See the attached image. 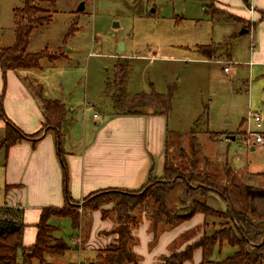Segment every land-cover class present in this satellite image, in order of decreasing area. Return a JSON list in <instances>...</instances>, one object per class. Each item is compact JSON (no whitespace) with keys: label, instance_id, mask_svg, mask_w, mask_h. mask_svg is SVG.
<instances>
[{"label":"rangeland","instance_id":"1","mask_svg":"<svg viewBox=\"0 0 264 264\" xmlns=\"http://www.w3.org/2000/svg\"><path fill=\"white\" fill-rule=\"evenodd\" d=\"M81 5L83 10H79ZM22 6L23 0H0V48L14 45L16 18L13 11ZM209 6L212 4L207 0H56L49 8L50 22L30 33L25 51L26 54L44 51L55 57L52 62L42 59L40 67L26 71V75L22 72L30 91L34 92L40 86L42 100L59 101L64 105L72 119L66 118L63 122L66 128L79 126L83 118L90 122L88 126H92L102 116L116 115L112 103L113 95L118 91L112 84L106 90V85L114 80V72L122 67L128 70L126 98L140 93L166 95L171 92V110L165 118L168 130L176 134L168 138L165 154L167 164L177 171L170 180L179 186L185 183L189 191L199 188L203 195L194 194L195 201L191 204L186 198L182 199L184 205L178 210L188 214V220L173 227L153 223L149 219L151 210L144 204L128 213L137 224L135 228L129 225L136 239L133 251L135 247L143 246L148 237L146 249H155V264H162L163 257L181 252L219 229L224 233L229 230L231 225L226 215L219 214L223 207L215 202L217 195L215 198L211 195L218 192L214 182L225 181L224 174L228 173L229 185L241 202L244 196H250L252 189L264 193V176L258 175L264 174V146L260 148L253 144L252 135L260 134L264 145V67L248 63L249 46L255 43L251 40L253 31L239 37L241 29L237 30L235 36L239 38L227 41L237 25L230 24L233 21L226 12L223 13L228 22L211 16ZM212 7L222 12L216 6ZM206 45L208 47L200 49ZM229 48L233 58L229 73H225L223 68L229 61L224 60V55ZM203 50H211L213 58H203L199 54H203ZM121 98L120 101L125 102ZM151 110L154 109H144L148 114ZM253 115L261 118L259 127L253 121ZM192 128L193 135L189 133ZM78 130L76 127L77 133ZM205 132H213L218 146L201 134ZM231 136L235 137L232 141ZM224 139L230 142L226 144ZM67 140L63 137L61 141L63 149H66L64 142ZM196 147L207 158L194 154L199 162L194 169L186 160L181 162L179 157L185 155L190 161L192 149ZM171 159L180 162L173 166ZM3 164L4 152L0 150V180ZM161 180L163 176L151 178L132 192L144 193L148 183L157 186L153 189L158 188L157 181ZM2 192L0 190V206L3 205ZM95 193L92 194L99 196ZM110 200L93 199L88 195L85 200L69 203L66 209L71 211L72 218H76L77 226L70 219L51 218L49 224L54 230L51 239L61 240L69 250L63 256L44 255V263L88 264L92 252L95 254L114 245L118 225L114 203ZM191 205L196 210L205 206L211 210L207 215L193 214ZM22 212L24 218V210ZM95 213L109 223L107 229L99 230L95 236L99 241L108 239V244L102 243V248L94 240ZM151 225L156 227L155 232ZM25 228L36 227L27 224ZM144 229L147 235L142 233ZM235 251L236 248L225 242L221 246L215 244L212 254L202 262L201 251L196 249L192 260L184 264H222ZM138 256L140 262L142 256ZM19 259L18 263L21 257ZM33 264L38 263L34 260Z\"/></svg>","mask_w":264,"mask_h":264},{"label":"crops","instance_id":"2","mask_svg":"<svg viewBox=\"0 0 264 264\" xmlns=\"http://www.w3.org/2000/svg\"><path fill=\"white\" fill-rule=\"evenodd\" d=\"M213 5L222 10V12L217 10V17L228 22V18L224 17L223 13L226 12V16L228 15L234 22L230 24L238 26L235 27L233 34H229L227 41H236L253 31L251 40L255 43L249 46L248 63L250 61L253 66L264 67V0H249L248 6H245L242 0H213ZM240 29L246 32L242 35L238 34L239 37L235 36V32ZM195 49H198V46ZM226 52L224 60L232 62L231 49ZM202 53L207 54L199 53L207 59L210 50ZM218 62L221 63V60ZM28 70L31 69L6 72L5 84L0 70V95L3 96L0 145L5 138L6 120L13 123L25 135L40 134L31 141L16 143L7 151L0 146V150L4 152L0 180L3 205L0 207L24 210L23 220L26 227L27 224L36 227L41 209L64 206L66 191L72 200L79 201L98 191L112 189L133 191L144 185L150 174L153 177L163 175L165 142L170 133L176 134L168 130L164 115L119 116L113 113L108 117L102 116L99 121L93 122L92 126H88L90 122L83 118L79 126H76L79 127L78 133L75 131L76 127L66 128L62 124L58 134L61 141L63 137L68 140L64 142L66 149H63L62 142V158H60L57 154L59 135L56 136L51 130L44 128L45 121L38 100L34 99L32 91L26 84L25 75ZM66 118L72 121L69 113ZM192 130L193 128L189 133ZM211 133L213 132L201 134L210 138ZM231 137L230 141L235 139L234 136ZM227 141V139L223 140L226 144L230 142ZM212 144L218 146V141ZM257 146L262 148L264 145ZM199 150L200 148L196 147L197 155L200 158H207ZM221 156L224 154L221 153ZM93 219H95L94 240L100 247L102 243L108 244V239L100 240V243L95 236L99 230L107 229L109 223L99 219L96 213ZM142 233L146 234V229ZM35 239L36 228H25L24 246L34 244ZM148 244L149 238L146 237L144 245L134 249L136 254L142 256L139 264H155L157 261L155 249L152 251L146 249ZM93 253L88 264H93L95 257Z\"/></svg>","mask_w":264,"mask_h":264},{"label":"trees","instance_id":"3","mask_svg":"<svg viewBox=\"0 0 264 264\" xmlns=\"http://www.w3.org/2000/svg\"><path fill=\"white\" fill-rule=\"evenodd\" d=\"M56 0H23V6L19 9H14L13 13L16 18L15 24V43L8 48H0V70L3 82L5 84L6 72L18 71L27 69H36L40 67L42 59L47 58L48 61H54V56H48L46 52L38 54H26V47L30 33L38 27L47 25L51 20L49 8L55 4ZM213 6V0H207ZM245 6L249 5V0H242ZM208 8L211 16L217 17V10L213 7ZM70 32V31H69ZM208 46H200V49H205ZM206 52V50H203ZM205 54V53H204ZM208 59L213 58L212 51L210 50ZM128 70L121 68L120 71L114 72V80L106 85V90H109V86L112 84L118 93L113 95V106L117 111L116 115L119 116H143L148 113L144 111L146 107H151L152 115H164L167 116L171 110V92L166 95L149 93V94H135L130 98L125 97V85L127 81ZM37 90L32 92L33 96L38 100L40 109L45 121L44 128L51 130L56 136L59 135L58 131L60 126L65 121L67 111L64 105L59 101L42 100L40 86H37ZM36 89V88H34ZM120 91V92H119ZM121 100L125 99L122 103ZM2 98L0 95V116H2ZM120 108V109H119ZM118 109V110H117ZM194 130V129H193ZM192 130V131H193ZM191 134L193 135L192 132ZM174 134H169L165 142V148L167 146L168 138ZM40 136L36 133L33 135L23 134L13 123L6 120L5 126V138L1 143V148L7 151L9 147L22 141H31ZM212 141L217 142V139L213 134H209ZM57 154L62 158V145L59 135L57 142ZM198 154L196 149L193 148L192 158L189 161L187 157L181 156L179 160L183 162L186 160L189 166H193L194 169L199 165V162L195 159V155ZM173 166L174 163L180 162L171 159ZM168 157L163 169V180L157 181L156 185L150 186L142 193H134L126 190H105L94 192L93 199L97 198H109L114 203V213L116 214V222L118 228L115 230V234L118 235L114 245H109L103 250H99L95 253L93 264H139L140 257L134 253L133 248L136 244V239L132 236V228L137 226L135 220L130 218L128 213L133 212L138 206L144 204L150 212L149 219L153 223H163L169 227L181 224L188 220V214L179 212V208L182 209L183 203L181 201L186 198V202L193 203L194 194L203 195L200 193L201 189L190 190L185 183L176 185L171 182V178L175 175L177 168H173L168 164ZM205 163V162H204ZM161 176V177H162ZM264 176V174H259ZM155 178L149 175L147 182ZM158 178V177H157ZM225 181L215 183L218 186V192L211 194L213 197L216 194V203L218 206H222L220 209V215H226L229 226L227 232L219 229L217 232L207 237L202 238L198 243L188 246L181 252L171 253L169 256L162 258V264H184L191 261L193 253L196 249L201 251V262L212 254L213 246L215 244L221 246L223 242L232 248H236V251L229 257L225 258L222 264H264V218H259L255 214H252L248 205L242 204V202L235 196L231 187L229 186L228 173L224 174ZM165 179V180H164ZM156 181V180H155ZM154 181V182H155ZM212 185V184H211ZM139 194V195H138ZM65 202L61 208H43L39 214V221L36 224V239L34 244L25 247L23 245V233L26 224L23 220V212L20 208L12 207H0V264H33L36 260L38 264H45L44 255L63 256L68 250V246L61 240L51 239L52 227L49 224L51 218H63L70 219L75 226H77L76 218H72L71 211L66 209V206L73 202L68 195L67 191L64 192ZM88 196V195H87ZM87 196L83 199H87ZM211 196V197H212ZM97 197V198H96ZM204 197V196H203ZM212 197V198H213ZM215 198V197H214ZM192 206V205H191ZM202 206V205H200ZM204 207V206H203ZM192 213L207 215L211 210L208 207L194 208L192 206ZM103 217V216H102ZM256 217V218H255ZM163 219V220H162ZM156 224V225H157ZM153 232L156 231V227L151 225ZM156 234V233H155ZM21 257V262H19Z\"/></svg>","mask_w":264,"mask_h":264},{"label":"water","instance_id":"4","mask_svg":"<svg viewBox=\"0 0 264 264\" xmlns=\"http://www.w3.org/2000/svg\"><path fill=\"white\" fill-rule=\"evenodd\" d=\"M79 10H83L82 5L79 8ZM115 26H117V24H114ZM246 32V30H241L239 32L240 35L244 34ZM122 50V46H120V48ZM252 192V193H251ZM260 191V190H250L249 191V195H250V204H248L249 210L252 214H255L257 217L259 218H264V193ZM260 200L263 203V208L260 207ZM261 211V212H260Z\"/></svg>","mask_w":264,"mask_h":264},{"label":"built area","instance_id":"5","mask_svg":"<svg viewBox=\"0 0 264 264\" xmlns=\"http://www.w3.org/2000/svg\"><path fill=\"white\" fill-rule=\"evenodd\" d=\"M230 65H231V62L227 63L226 66L223 68L225 73H229ZM252 118H253V121L256 124V126L259 127L260 117L258 115H253ZM252 135H254V143L253 144H255V145H263L262 136L260 134L254 133Z\"/></svg>","mask_w":264,"mask_h":264},{"label":"flooded vegetation","instance_id":"6","mask_svg":"<svg viewBox=\"0 0 264 264\" xmlns=\"http://www.w3.org/2000/svg\"><path fill=\"white\" fill-rule=\"evenodd\" d=\"M262 174V173H261ZM259 175V174H258ZM230 186V185H229ZM231 187V186H230ZM232 189V188H231ZM247 195V194H246ZM239 200H240V198H239ZM242 200V199H241ZM243 202V204L244 205H248V204H250V196H244V199L242 200Z\"/></svg>","mask_w":264,"mask_h":264},{"label":"bare ground","instance_id":"7","mask_svg":"<svg viewBox=\"0 0 264 264\" xmlns=\"http://www.w3.org/2000/svg\"><path fill=\"white\" fill-rule=\"evenodd\" d=\"M263 138V137H262Z\"/></svg>","mask_w":264,"mask_h":264}]
</instances>
